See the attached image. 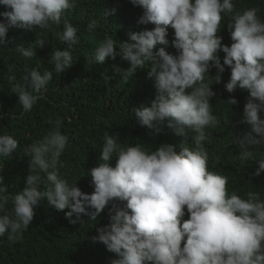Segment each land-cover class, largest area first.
<instances>
[{
    "label": "clouds",
    "instance_id": "1",
    "mask_svg": "<svg viewBox=\"0 0 264 264\" xmlns=\"http://www.w3.org/2000/svg\"><path fill=\"white\" fill-rule=\"evenodd\" d=\"M129 1L143 10L138 23L155 27L131 33L130 42L117 46L105 38L93 51L90 34L107 25L86 24L84 17L79 22L77 0H0L6 9L0 12V45L8 32L39 31L42 39H16L14 47L29 59L37 47H53L57 74L73 64L71 49L79 45H91L83 54L90 64L117 56L127 61V68L112 66L125 82L148 65L157 94L132 110L135 121L154 134L175 135L174 145L166 138L151 150L125 147L117 135H105L98 163L88 171L94 191L86 194L59 178L57 164L69 136L57 120L42 140L24 148L31 161L22 190L6 194L0 176V237L21 239L44 199L57 211L68 209L71 224H82L81 214L95 221L111 202L114 214L110 210V221L91 238L106 247L111 264H264V0ZM115 11L105 9L104 15ZM169 26L175 55L166 51ZM52 78V71L25 69L24 84L12 87L24 112L40 98L33 93L46 90ZM110 79L104 76L105 83ZM221 83L227 92L236 91L239 100L226 102L241 103L239 123L245 126L211 154L203 142L218 124L213 98ZM18 146L12 135L0 134V158L12 157ZM113 157L115 167L109 163ZM115 201L126 203L121 208Z\"/></svg>",
    "mask_w": 264,
    "mask_h": 264
},
{
    "label": "trees",
    "instance_id": "2",
    "mask_svg": "<svg viewBox=\"0 0 264 264\" xmlns=\"http://www.w3.org/2000/svg\"><path fill=\"white\" fill-rule=\"evenodd\" d=\"M136 7L129 0H77L73 9L77 12L79 22L84 17L89 19L86 24L94 22L107 25L97 33L90 34L88 42L94 44V51L95 46L105 38H112L117 46L125 40L130 42L131 33L155 27L153 24L138 23L143 10L139 12ZM113 8L116 9L115 14L104 15L105 9L111 12ZM5 10L4 6H0V12ZM115 25L123 27L118 29ZM32 37L37 41L42 39L39 31L33 33L23 28L21 34L8 32L6 42L0 45V134L12 135L19 145L12 157L0 158V176L4 177L6 194L14 195L25 187L31 156L24 154L23 150L27 145L42 140L57 120L62 122V133L69 136V144L57 164L59 178L70 185L75 183L86 194L94 191L88 171L98 163L105 135H117L119 142L125 147L140 144L151 150L166 143V138L174 145V134H154L153 130L138 125L134 118L132 110L143 106L146 101L151 102L157 94L154 78L148 77V65L144 69H138L125 82L120 74L114 72L112 66L116 64L127 68V61L117 56L115 61L108 58L103 64H90L83 54L87 52L86 47L91 45H79L71 49L74 58L70 67L73 69L69 71V67L63 73L57 74L51 63L53 47L50 50L37 47L36 56L31 59L16 51V39L26 44ZM167 38L169 46L166 51L175 55L176 49L171 43L174 29L170 26ZM222 44L228 46L223 38ZM159 47L161 46L158 45L154 51ZM224 55L222 51L218 52L219 58ZM11 65L15 67L9 72ZM33 68L41 73L52 71L53 78L46 90L33 93L40 98L30 112H24L18 103V94L12 92V87L14 84H24L25 69ZM215 74L216 72L211 74L210 70V75ZM12 75L16 79L9 81L8 78ZM105 75L111 78L107 83L104 81ZM226 76V72L222 73L221 82ZM224 84L226 83L219 84L218 92L213 98L217 127L207 130V139L203 142L206 151L211 154L217 153L219 146L233 141L239 126H245L239 123L241 103L231 106L226 102L230 97L238 101L239 97L236 91L227 92ZM160 125L161 123L157 124V127ZM177 142L180 143V139ZM184 143L193 146L188 141ZM177 149L179 150V145ZM109 163L115 167L116 158L113 157ZM41 175L43 179L45 174ZM40 190H44L43 183ZM125 203L115 201L116 206L121 208ZM7 207L11 208V202ZM110 210L114 214L115 209L111 202L95 221L88 220L87 216L81 214L84 222L71 224L65 217L68 209L57 211L44 199L34 207V218L21 239L10 241L7 233L0 237V264H111L113 260L109 258L110 253L106 247L100 242L93 243L91 239L98 235V228L104 227L110 221Z\"/></svg>",
    "mask_w": 264,
    "mask_h": 264
}]
</instances>
